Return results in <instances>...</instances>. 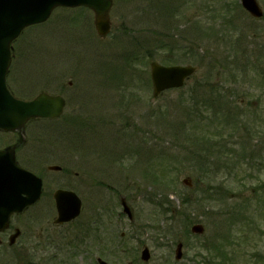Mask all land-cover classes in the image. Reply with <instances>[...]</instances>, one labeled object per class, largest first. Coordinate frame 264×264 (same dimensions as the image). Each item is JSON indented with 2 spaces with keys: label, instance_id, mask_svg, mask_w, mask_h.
Masks as SVG:
<instances>
[{
  "label": "rangeland",
  "instance_id": "1",
  "mask_svg": "<svg viewBox=\"0 0 264 264\" xmlns=\"http://www.w3.org/2000/svg\"><path fill=\"white\" fill-rule=\"evenodd\" d=\"M110 18L111 32L101 37L91 10L60 8L13 43L14 93L61 94L67 104L59 120L27 127L26 147L39 153L18 158L43 177L45 191L16 219L23 236L14 247L0 245V264H98V257L107 264H264V19L240 0H114ZM151 54L197 71L154 97ZM184 122L197 139H188ZM14 139L0 131V145ZM191 149L208 158L192 160ZM55 164L63 172L48 170ZM59 187L83 201L81 215L63 225L54 223L51 197ZM173 206L182 210L170 234ZM194 223L205 231L187 233ZM218 241L226 256L210 255ZM144 246L148 262L140 258Z\"/></svg>",
  "mask_w": 264,
  "mask_h": 264
},
{
  "label": "water",
  "instance_id": "2",
  "mask_svg": "<svg viewBox=\"0 0 264 264\" xmlns=\"http://www.w3.org/2000/svg\"><path fill=\"white\" fill-rule=\"evenodd\" d=\"M112 0H0V129L22 131L25 124L33 118H54L62 114L65 100L60 95L40 93L36 98L24 101L15 98L6 85V75L11 63V43L22 30L32 24L46 21L54 8L58 6H87L96 14V28L100 35L110 31L109 11ZM243 6L255 17H262L263 10L257 0H242ZM195 71L193 66H164L151 62V76L154 96L162 91L183 85L184 80ZM22 140V139H21ZM50 169H60L50 166ZM185 183L190 184L186 178ZM42 179L34 173L21 168L15 159L14 147L0 150V228L9 224L13 212H21L34 203L41 195ZM58 209L57 223H64L77 217L81 211V199L73 191L59 189L55 192ZM124 210L131 215L127 203L123 200ZM193 232L202 233L204 227L196 224ZM13 236L11 243L17 237ZM183 244L176 248V259L183 255ZM142 259H150V251L145 247ZM101 264H106L101 261Z\"/></svg>",
  "mask_w": 264,
  "mask_h": 264
},
{
  "label": "flooded vegetation",
  "instance_id": "3",
  "mask_svg": "<svg viewBox=\"0 0 264 264\" xmlns=\"http://www.w3.org/2000/svg\"><path fill=\"white\" fill-rule=\"evenodd\" d=\"M16 53H17V51H16L15 47H13V51H12L13 60H14L15 57H16ZM13 62H14V61H13ZM18 74H19V73L16 71V69H15L14 67H13V68L11 67V69L9 70V73H8V75H7V78H9V77L12 76V75H13V76H16V75H18ZM9 88L11 89V86H9ZM25 99H29V98H25ZM11 134H13L14 137H15L14 141L10 142V143L7 144V145H0V149H5L7 146H9V145H14L15 143L18 142V139H19V133H18V132H11ZM26 134H27V130L25 131V136H26ZM26 137H27V136H26ZM26 144H27V141L24 142V143H22L21 145H18V146L16 147V155H17V157H18V153H19L20 151L25 152V155L37 156V154L39 153V151L36 150V148H30V149H27ZM66 148L68 149L67 152L65 153V151H63V153H61V155H62V158H63V155H65L64 158H66V161L69 162L70 160H72V157H71V154H70V149H69V147H65V149H66ZM61 155H60V156H61ZM60 156H59V157H60ZM70 157H71V158H70ZM58 172H63V166H62V169H61L60 171H58ZM43 196H44V191H43V193H42L40 199H39L36 203H34V204L30 205V206H27V207L25 208V210H24L22 213H15V214L11 215V217H10V222H9V227L6 228V229H4V230H0V245L6 246V247H14L15 244H17V242L19 241V239L23 236V228H22L21 224H19V221H17L16 219H17L18 217L22 216L23 214H25L26 212H28V211H30V210H33V209H34V208H35V207L41 202ZM51 197H52L53 202H54V204H55V200H54L53 193H52ZM55 208H56V207H55ZM69 223H70V222H69ZM18 229H20L21 231H19V235L17 236V238H16V240H15V243L10 244V240H11V238L13 237V235H14L15 233H18V232H17ZM59 256H60L61 258L67 257V256H64V255L62 256V255H60V254H59ZM66 264H76V263H72V262L70 261V259H69L68 262H66Z\"/></svg>",
  "mask_w": 264,
  "mask_h": 264
},
{
  "label": "trees",
  "instance_id": "4",
  "mask_svg": "<svg viewBox=\"0 0 264 264\" xmlns=\"http://www.w3.org/2000/svg\"><path fill=\"white\" fill-rule=\"evenodd\" d=\"M201 152H202V154L199 155V154L194 153L193 149H191L192 160L195 159L196 156H199L200 158L202 157L203 159L208 158V155L204 151H201ZM188 153H189V151H188ZM209 159H210V157H209ZM204 163H206V162L203 161V164ZM211 195H212V192H211ZM180 210H182V208L180 206H178V207L173 206L172 209L169 210L168 214L170 216H169V218H167V220H169V221H168V227H166L165 232L171 234V231H174V224L178 221V217L181 214ZM175 216L177 217L176 220L174 219ZM186 231H187V233L189 232L188 229ZM159 238H160V236H156V238H155V240H158V243L160 242ZM158 245L161 246L162 244H158Z\"/></svg>",
  "mask_w": 264,
  "mask_h": 264
}]
</instances>
